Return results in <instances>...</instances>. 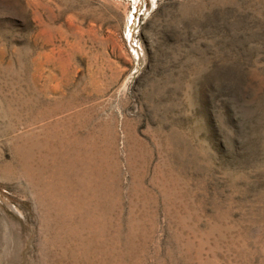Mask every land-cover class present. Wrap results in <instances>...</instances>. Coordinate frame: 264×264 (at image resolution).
<instances>
[{"label": "rangeland", "instance_id": "obj_1", "mask_svg": "<svg viewBox=\"0 0 264 264\" xmlns=\"http://www.w3.org/2000/svg\"><path fill=\"white\" fill-rule=\"evenodd\" d=\"M0 264H264V0H0Z\"/></svg>", "mask_w": 264, "mask_h": 264}]
</instances>
